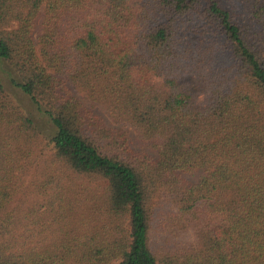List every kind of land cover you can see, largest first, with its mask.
Masks as SVG:
<instances>
[{"label":"trees","instance_id":"16d2710c","mask_svg":"<svg viewBox=\"0 0 264 264\" xmlns=\"http://www.w3.org/2000/svg\"><path fill=\"white\" fill-rule=\"evenodd\" d=\"M0 57L56 130L0 81V264H264V0H0Z\"/></svg>","mask_w":264,"mask_h":264},{"label":"rangeland","instance_id":"374dc122","mask_svg":"<svg viewBox=\"0 0 264 264\" xmlns=\"http://www.w3.org/2000/svg\"><path fill=\"white\" fill-rule=\"evenodd\" d=\"M13 80H19L13 68L0 57V81L3 83L7 94L10 96L23 112L33 120L37 130L46 138L55 135L56 130L53 124L41 114L30 98L13 84ZM133 136L136 132L132 131Z\"/></svg>","mask_w":264,"mask_h":264}]
</instances>
